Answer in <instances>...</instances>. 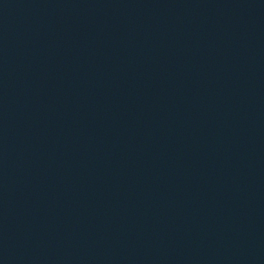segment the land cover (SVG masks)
Instances as JSON below:
<instances>
[{"label":"water","instance_id":"obj_1","mask_svg":"<svg viewBox=\"0 0 264 264\" xmlns=\"http://www.w3.org/2000/svg\"><path fill=\"white\" fill-rule=\"evenodd\" d=\"M0 264H264V0H0Z\"/></svg>","mask_w":264,"mask_h":264}]
</instances>
